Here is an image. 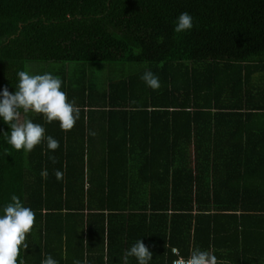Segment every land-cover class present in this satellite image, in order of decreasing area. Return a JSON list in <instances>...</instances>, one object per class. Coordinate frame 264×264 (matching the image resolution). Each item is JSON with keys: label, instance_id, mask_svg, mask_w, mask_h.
<instances>
[{"label": "trees", "instance_id": "1", "mask_svg": "<svg viewBox=\"0 0 264 264\" xmlns=\"http://www.w3.org/2000/svg\"><path fill=\"white\" fill-rule=\"evenodd\" d=\"M181 12L193 27L176 33ZM101 62L121 74H86ZM19 70L58 76L80 109L68 131L27 114L54 152L13 149L0 121V204L16 194L35 214L25 264H123L140 238L150 264L174 246L264 264V0H0V87Z\"/></svg>", "mask_w": 264, "mask_h": 264}, {"label": "clouds", "instance_id": "2", "mask_svg": "<svg viewBox=\"0 0 264 264\" xmlns=\"http://www.w3.org/2000/svg\"><path fill=\"white\" fill-rule=\"evenodd\" d=\"M192 27V16L187 12H181L176 17L173 31L188 32ZM16 76L18 79L14 92H9L7 87H0V121L9 127V131L4 132L7 133L5 143L15 150L23 149L24 152H30L44 142L47 149L54 152L60 147L59 141L45 135L43 125L34 123L27 114H42L46 123L58 121L59 127L68 131L80 118V109L67 99L58 76L50 72L30 74L24 70L17 71ZM140 79L153 90L160 87L159 78L151 70H145ZM21 113L25 114L22 120ZM49 159L55 162L53 156H49ZM55 175L57 180L63 177L59 170ZM40 176L47 179V169H42ZM34 220L33 210L25 206L16 194H12L7 202L0 204V264H25L20 253L28 247L26 234L33 230ZM152 256V251L140 238L124 252L122 260L123 264H128L129 257H134L136 264H150ZM40 264L58 262L51 255H46ZM73 264H80V261L74 260ZM174 264H227V262L219 260L209 246L207 250L199 247L191 249L187 257H180Z\"/></svg>", "mask_w": 264, "mask_h": 264}, {"label": "rangeland", "instance_id": "3", "mask_svg": "<svg viewBox=\"0 0 264 264\" xmlns=\"http://www.w3.org/2000/svg\"><path fill=\"white\" fill-rule=\"evenodd\" d=\"M68 67L70 71H73V74L75 76L80 75L79 73L78 74L76 73L77 66L74 63H69ZM87 67L88 68L86 70V74L88 76L96 77L98 78V80L100 79L101 81L105 79L102 82H105L111 77H117L121 74V73L118 74L119 70H118V65L116 64L111 65V64H106V63L101 62V63L92 64L91 66L88 65ZM133 69H135V66L125 64L123 66L122 72H129L130 70H133ZM74 80L75 79H73V81ZM74 84H75V81H74Z\"/></svg>", "mask_w": 264, "mask_h": 264}, {"label": "crops", "instance_id": "4", "mask_svg": "<svg viewBox=\"0 0 264 264\" xmlns=\"http://www.w3.org/2000/svg\"><path fill=\"white\" fill-rule=\"evenodd\" d=\"M159 233H160V231L157 230L156 235H158ZM122 238H123L124 241L126 240V237L122 236ZM114 245L116 246L117 243H115ZM115 246L113 247V249H114V254L112 255V257H114V258H118L119 252L116 251ZM156 246H157V248L162 249V245L160 244V242H156ZM160 246H161V247H160ZM173 249H175L176 251L174 252ZM158 251H160V250H158ZM171 252H172L174 255H176V257L173 258L171 264L173 263L174 260H176V259H178V258H180V257H184L181 253H179V252H180L179 249H178L177 247H175V246L171 249ZM164 256L166 257V255H164ZM122 257H123V256H122ZM122 257H121V260H122Z\"/></svg>", "mask_w": 264, "mask_h": 264}, {"label": "built area", "instance_id": "5", "mask_svg": "<svg viewBox=\"0 0 264 264\" xmlns=\"http://www.w3.org/2000/svg\"><path fill=\"white\" fill-rule=\"evenodd\" d=\"M179 259V258H178ZM178 259H176V260H174V261H177ZM174 261H173V263L172 264H174Z\"/></svg>", "mask_w": 264, "mask_h": 264}]
</instances>
